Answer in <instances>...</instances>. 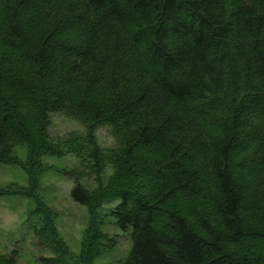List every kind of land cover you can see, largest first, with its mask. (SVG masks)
Listing matches in <instances>:
<instances>
[{
  "label": "trees",
  "instance_id": "trees-1",
  "mask_svg": "<svg viewBox=\"0 0 264 264\" xmlns=\"http://www.w3.org/2000/svg\"><path fill=\"white\" fill-rule=\"evenodd\" d=\"M57 111L84 132L52 137ZM66 154L75 202L94 216L118 200L123 264H264V0H0V162L23 167L31 195L43 157ZM36 202L47 261L66 262ZM113 242L89 227L76 259Z\"/></svg>",
  "mask_w": 264,
  "mask_h": 264
},
{
  "label": "rangeland",
  "instance_id": "rangeland-1",
  "mask_svg": "<svg viewBox=\"0 0 264 264\" xmlns=\"http://www.w3.org/2000/svg\"><path fill=\"white\" fill-rule=\"evenodd\" d=\"M72 131L83 133L84 126L62 111L50 113L49 133L52 137L63 136ZM96 136L102 146L114 145L108 126L99 125ZM15 152L21 161H26L24 148L17 147ZM42 162L43 171L39 184L31 190V195L26 194L29 191V178L23 167L17 163L0 162V189L8 188L11 191L0 195V254L14 251L17 264H80V260L76 258L83 249L86 231L89 227H97L108 234L110 239H114V242L111 248L105 247L92 264H123L131 241L129 230L117 227L115 218L110 213L118 200L103 204L93 216L86 206L71 198L74 177L69 175V170L78 168L76 157L70 154L61 157L44 156ZM81 171H84L81 183L89 187L95 186L92 175L85 168ZM37 198L57 215L56 228L67 247L66 262L47 261L54 254L34 234L33 225H38L40 216V212L36 210Z\"/></svg>",
  "mask_w": 264,
  "mask_h": 264
}]
</instances>
